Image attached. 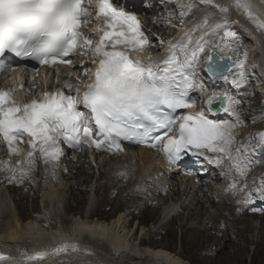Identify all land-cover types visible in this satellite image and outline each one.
I'll use <instances>...</instances> for the list:
<instances>
[{"label": "snow or ice", "instance_id": "snow-or-ice-1", "mask_svg": "<svg viewBox=\"0 0 264 264\" xmlns=\"http://www.w3.org/2000/svg\"><path fill=\"white\" fill-rule=\"evenodd\" d=\"M84 3L85 0H0V57L12 52L41 65L71 64V54L85 48L91 50L94 65V71L86 73L91 82L84 85L82 95L80 87L75 88V95L58 88L19 104L12 99V88L0 89V137L10 152L17 151V143L25 136L24 142L31 148L26 159L4 167L11 173L8 179L15 180L17 173L20 180L26 179L25 167L31 171L37 161L43 163L46 177L50 172L55 178L64 156L63 145L76 151L89 147L122 152L125 141L161 148L170 164L186 154H211L215 159L210 162L216 164L227 158L230 170L245 177L249 167L247 150L232 149L236 124L216 123L204 111H187L194 107L190 93L206 91L201 72L208 78L228 80V74L235 70L231 84H246L243 62L220 54L228 47L227 39L236 36L224 30L229 6L215 4L225 21L215 24L211 31L193 39L194 30L208 22L205 15L183 36L169 42L162 60L153 62L150 58L143 62L131 58L144 51L149 42L137 18L115 9L111 0H86L88 7ZM231 7L264 29V19L256 13L252 0H233ZM89 8L103 21L102 26L92 28L93 34L99 32L97 41L83 31L93 15ZM220 30H224L223 35L216 41ZM64 87L71 90L73 85ZM237 104L227 93L213 91L201 107L206 106L208 113H230L239 122ZM215 105H219L218 109ZM258 135L264 144V132ZM247 188L245 184L241 189L244 194L238 204L250 202L252 192L245 191ZM229 189L236 190L235 181ZM255 191L264 198V178ZM69 247L76 251L74 245L64 243L56 246L55 254ZM51 254L43 251L16 258L0 252V264H39Z\"/></svg>", "mask_w": 264, "mask_h": 264}, {"label": "bare ground", "instance_id": "bare-ground-1", "mask_svg": "<svg viewBox=\"0 0 264 264\" xmlns=\"http://www.w3.org/2000/svg\"><path fill=\"white\" fill-rule=\"evenodd\" d=\"M183 3L189 4L193 12L191 18L198 9L203 10L202 15L207 11L214 12L205 26L194 30L193 39L225 21V15L215 4L229 6L224 30L234 32L236 36L227 39L228 47L220 54L234 58V54H229L232 52L236 57L251 60L256 70L249 72V66L243 64L245 76L256 71L255 90L264 98V29L232 8L233 0H214V3L184 0ZM252 3L256 13L264 19V0H252ZM176 5H179L178 1ZM168 24L171 23L162 19L150 21V40L159 38L160 29ZM185 24L171 40L167 37L166 46L193 26L190 18ZM224 30H220L216 41ZM151 49L155 56H162L166 51L155 45ZM228 75L229 79L224 80L208 78L201 72L204 85H207L201 94V104L213 91L230 95L225 88L235 70ZM74 76H77L76 72ZM251 80L242 87L230 85L232 93L245 90ZM247 97L241 101V113L243 115V110L248 109L247 105L252 110L246 111L244 126L258 122V117L264 118L263 99L260 98L258 103ZM236 106L239 107V103ZM229 115L222 111L219 117L227 121ZM250 115H254L253 118ZM258 126L248 135H236L233 131L232 149L241 147L248 151L246 176L239 177L234 169L230 170L231 162L225 158L223 167L207 176L208 180H200V186L170 171L169 164L142 148L126 150L121 155H94L92 159L81 151L63 162L62 175L53 184L42 183V171L33 170L35 165L31 171L25 167L26 179L20 180V173H17V178L10 181L11 173L3 169L16 165L18 158L6 159L7 155L0 150V252L16 258L43 251L53 253L39 264H245L248 243H251L255 244V250L250 264H264V209L257 208L264 198L255 191L264 178V144L260 143L258 135L264 128ZM91 167L94 168L91 170ZM94 176L92 190L90 185ZM233 181L236 182L235 191L229 189ZM245 184L248 185L245 191H251L252 198L247 205H241L237 201L243 198L241 189ZM185 209L188 213L183 218ZM63 210L72 212L70 219ZM255 219L260 220L259 227L249 237L247 232L253 231ZM195 221L199 227L194 225ZM177 224L181 232L180 252L172 247ZM64 243L74 245L76 251L69 247L55 254L56 246Z\"/></svg>", "mask_w": 264, "mask_h": 264}, {"label": "rangeland", "instance_id": "rangeland-1", "mask_svg": "<svg viewBox=\"0 0 264 264\" xmlns=\"http://www.w3.org/2000/svg\"><path fill=\"white\" fill-rule=\"evenodd\" d=\"M183 2H184V0H180L179 1V5H174V8L172 10H168L167 11L168 13H165V14H163L161 16L162 13L160 12V13H158V15L156 17L153 18V21L162 19L163 22L169 21L171 23V24H168V25H164L160 29V31L162 32V34H161V36L159 38L155 37V41H152L153 42V45L158 46L159 48H162L163 45H165V43H166L167 37L171 40L174 37V34H177L178 32H180L181 31V28L186 25L185 24V20L188 19V18H191V15L193 14V12L191 13V15H189L187 17L181 16V12L182 11L185 12V13H187L189 11L188 10L189 4H187V3L184 4ZM202 11L203 10L198 9L197 14H195V16L190 19V22L193 23V25L196 22H198V21H202L203 18L205 17V15H207L208 18H209V16L214 13L213 11H207L208 12L207 14L202 15ZM164 12L165 11H163V13ZM198 13L200 14V16H199ZM168 16H170V17L168 18ZM241 18H242V16H241ZM176 24H179V25H176ZM203 26H205V24ZM192 28H193V26H192ZM262 38L264 40V36H262ZM246 45L248 46L250 44H246ZM229 54L230 55L234 54L233 56H234V59L235 60H240V61L243 62V64L249 66V68H247V71L250 72V70H252V71L256 70L255 67L253 66L251 60L246 61L245 59H242L240 57H236L235 56V53H232V52H229ZM253 56L254 55H252V57ZM251 59H253V58H251ZM255 60L256 59H254L252 61L254 62ZM260 63H262V62H260ZM248 79L249 80L252 79L251 80V83L243 91H238L237 93H232V88H231L232 87V84H231V82H229L230 84L227 85L226 88H225V89L229 90L230 96H232L239 103V107H237V106L235 107V110L238 113L239 122H237L236 118H234V117H232V119H230V123L236 124V127L233 129V131H236V135H248L250 133V131L252 129H255L258 125H262L263 128H264V118L262 119V117H258V118H260V120L258 122L250 123L249 126H244L243 125V117L246 119V116H247L246 115V111L249 110V109L250 110H252V109L250 108V105H247V108L248 109L243 110V115H242L241 111H242L243 107L240 105L241 104V101H243V99H246V98L248 99L247 96H250L251 98H253V100L255 99L258 103H259V99L260 98L263 99V101H264V98L261 95L260 91H258V90L256 91L255 90L256 82H257V79H258L256 71L253 72V75L246 76V81ZM230 85H231V87H230ZM247 104H248V102H247ZM262 108H263V111H264V102L262 104ZM260 115L262 116V114H260ZM253 116L250 115V118H253ZM263 116H264V113H263ZM262 132H264V129L262 130ZM252 152H253V149H252ZM253 153H257V152H253ZM87 166L90 167L89 164ZM91 166H93V165H91ZM93 168L91 167L90 169L92 170ZM95 172H96V169H95ZM97 176H98V174L96 175V177ZM205 180H208V178H205ZM92 185H95V176L92 179ZM92 185H90V186H92ZM201 196H202V194H201ZM62 213L63 214H66L67 213V215H66L67 218H70V216L72 215V212H70V211L68 212V210L67 211L63 210ZM187 213H188V211H187V209H185L183 211V216H184L183 218H185L187 216ZM195 222H194V225H196V226L198 225L197 227H199L200 226L199 223L196 222V224H195ZM259 222H260V220H258V219H255L253 221V231L251 230V231L247 232V235L249 237L250 236L251 237L253 236V234H254L253 232H255V233L257 232V228L259 227ZM134 223H135V221L133 220L132 223H131V225L133 226ZM175 231H176V235H175L176 241L172 243L173 244L172 247H173V249H175V251H177V252L179 251L180 252V251H182V249H181L182 246H181V241H180L181 232H180V228L178 227V224L175 225ZM247 250L248 251L245 254L244 263L245 264H250L251 263L252 254H253V252L255 250V244L248 243V249ZM255 261L256 262H259L258 260H255Z\"/></svg>", "mask_w": 264, "mask_h": 264}, {"label": "water", "instance_id": "water-1", "mask_svg": "<svg viewBox=\"0 0 264 264\" xmlns=\"http://www.w3.org/2000/svg\"><path fill=\"white\" fill-rule=\"evenodd\" d=\"M215 78H220V77H215ZM219 106H214V108H217L218 109Z\"/></svg>", "mask_w": 264, "mask_h": 264}]
</instances>
